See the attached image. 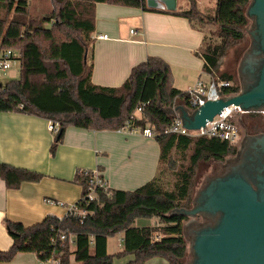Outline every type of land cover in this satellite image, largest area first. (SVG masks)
<instances>
[{
	"label": "trees",
	"instance_id": "1",
	"mask_svg": "<svg viewBox=\"0 0 264 264\" xmlns=\"http://www.w3.org/2000/svg\"><path fill=\"white\" fill-rule=\"evenodd\" d=\"M188 1L187 10L161 11L149 8L146 0H0V51L14 49L21 53L19 77L1 84L0 112H20L59 124L52 155L69 127L118 131L129 120L136 128H150L160 147L156 176L135 191L99 189L98 199L89 204L83 199L89 176L78 172L75 181L83 193L76 205L89 212L83 222L74 217H47L26 227L7 221L13 245L7 252L0 251V264L12 261L18 253H35L41 261L47 260L52 253L51 239L58 230L76 236L75 250L70 246L64 249L62 264H71L72 257L78 264H114L115 259L129 255L134 260L127 264H146L153 258L183 264L187 253L183 228L186 217L174 211L191 207L200 163L224 160L234 146L216 138L166 133L176 119L168 110L177 100L191 109L190 94L173 87L171 68L160 58L149 57L134 67L121 87L94 85L92 35L99 3L185 18L192 29L204 34L195 53L204 60L203 72L215 81L231 83L220 91L221 96L238 93L240 87L233 74L222 68L231 51L246 39L250 22L246 9L251 0H217L215 8L207 13L200 10L196 0ZM141 106L140 116L132 119ZM0 177L10 189L43 178L4 164ZM152 218L159 219L160 226L135 225L140 219ZM121 232L125 234L124 250L108 254V239Z\"/></svg>",
	"mask_w": 264,
	"mask_h": 264
},
{
	"label": "crops",
	"instance_id": "2",
	"mask_svg": "<svg viewBox=\"0 0 264 264\" xmlns=\"http://www.w3.org/2000/svg\"><path fill=\"white\" fill-rule=\"evenodd\" d=\"M202 12L215 8L217 0H196ZM207 5V6H206ZM177 7L189 8L188 0H177ZM134 31V33H132ZM107 35V39L102 37ZM94 39V69L92 83L105 88L121 87L134 67L157 57L169 64L174 88L189 92L199 81L208 83L211 77L203 72L204 60L195 53L204 34L192 29L190 22L171 14L145 12L140 8L105 3L96 5ZM168 114L184 106L177 100ZM179 103H182L179 105ZM140 115H138L139 117ZM45 118L20 112H0V166L29 170L41 174L39 182H25L10 189L0 177V251L13 245L6 222L29 227L47 217L63 218L67 208L82 198L83 188L75 181L82 170L101 172L108 189L135 191L150 182L158 172L160 147L155 139L141 133L91 131L75 127L66 130L56 154L51 147L56 135ZM155 140V141H154ZM61 204L65 205L62 206ZM137 227H158L159 219H140ZM123 232L108 239L107 252L115 255L124 250ZM75 250V246H72ZM122 260V261H121ZM117 264H127L133 255ZM1 264H40L35 253H18ZM71 264H78L71 258ZM115 264V262H114ZM146 264H169L153 258Z\"/></svg>",
	"mask_w": 264,
	"mask_h": 264
},
{
	"label": "water",
	"instance_id": "3",
	"mask_svg": "<svg viewBox=\"0 0 264 264\" xmlns=\"http://www.w3.org/2000/svg\"><path fill=\"white\" fill-rule=\"evenodd\" d=\"M167 11L177 10V0H164ZM147 6L158 9L155 0ZM247 15L255 17L264 26V0H252ZM253 27V25L251 26ZM264 104V78L252 91L209 100L190 112L184 106L176 107L184 128L199 130L225 110L239 108L251 112ZM259 193L241 177H229L210 191L206 204L198 208L204 212H222L221 223L201 232L191 247L193 264H264V185ZM196 209H178L174 214L190 215ZM185 236L190 237L185 231ZM191 264V263H190Z\"/></svg>",
	"mask_w": 264,
	"mask_h": 264
},
{
	"label": "flooded vegetation",
	"instance_id": "4",
	"mask_svg": "<svg viewBox=\"0 0 264 264\" xmlns=\"http://www.w3.org/2000/svg\"><path fill=\"white\" fill-rule=\"evenodd\" d=\"M246 16L253 23V29L246 30L249 44L245 52L236 51L237 67L234 78L240 91L232 95H239L256 89L264 78V26L257 23L255 17ZM240 119L235 122L239 129V139L233 144L234 151L224 160H214L215 167L211 175L205 178L203 187L192 197L189 210L196 209L194 214L182 215L186 217L184 233L187 231L190 237V245L194 244L196 237L208 229L216 228L222 221V212H202L198 208L203 207L210 197V191L219 181L229 177H241L246 179L259 193L264 185V104L251 112H237ZM237 116V115H236ZM187 209V208H186ZM187 209V210H188ZM187 222V224H186ZM195 255L193 253V264Z\"/></svg>",
	"mask_w": 264,
	"mask_h": 264
},
{
	"label": "built area",
	"instance_id": "5",
	"mask_svg": "<svg viewBox=\"0 0 264 264\" xmlns=\"http://www.w3.org/2000/svg\"><path fill=\"white\" fill-rule=\"evenodd\" d=\"M148 1V0H146ZM158 3V9L161 11H167V7L163 3L164 0H155ZM134 33V31H132ZM102 39H107L108 36L104 35L99 37ZM21 57V53L18 50L14 49H6L0 51V88H1V79L3 75H5L9 70L12 69L13 63L19 61ZM231 86L230 82L226 81H215L211 78L208 83H204L203 81H199L196 87L189 91L190 94L189 98V105L190 108L195 110L200 106L204 105L209 100H218L221 97L220 91L222 89L228 88ZM145 106V105H144ZM144 106L139 107L135 113L133 114V118L138 117L142 113V108ZM237 112H241L239 108H232L229 110H225L220 115L216 116L213 121L208 122L205 127L200 128L199 130H188L184 128L182 120L177 117L174 123L170 126V128L166 131L169 134H176V135H183L192 138L198 137H207V138H216L221 141L229 142L232 145L235 144L239 139V129L235 122V116ZM133 120H129L126 122L125 126H123L118 131L125 134H133V133H141L146 138H155V133L150 129H139L134 127L132 122ZM49 129L55 135L59 132V124H55L50 122ZM79 174L88 175V187H87V194L83 197V199L87 203H91L98 199L97 191L99 189L108 190L107 183L101 172L96 170H82L79 171ZM62 206H65L61 204ZM89 215V212L83 209H79L77 205H71L67 208V213L63 218H59L63 220L68 217H74L80 219L81 222L86 219ZM63 231L58 230L56 235L51 239V246H52V253L50 257L45 260L41 261L40 264H62V259L64 257V249L67 246L76 245V236ZM160 237H158L159 239Z\"/></svg>",
	"mask_w": 264,
	"mask_h": 264
},
{
	"label": "rangeland",
	"instance_id": "6",
	"mask_svg": "<svg viewBox=\"0 0 264 264\" xmlns=\"http://www.w3.org/2000/svg\"><path fill=\"white\" fill-rule=\"evenodd\" d=\"M32 4L34 5L33 1H32ZM38 5L39 4L36 3L34 5V7L36 8V6L38 7ZM41 8H40V10H41ZM212 10H213V8L210 9V11H212ZM252 25H253V23L250 21L249 25H248L249 30L253 29L251 27ZM246 32H247V36H246L245 41L240 46L233 49L231 51V53L229 54V56L227 57L225 64L222 68L223 72L228 73V74H233V76H234V72L236 71L235 68L237 67L236 51H239V53H240V52H242V50H244V52H245L246 46L249 44V42L246 43V41L249 39L248 31H246ZM19 71H20V63H19V61H16L13 63L12 69L9 70L5 75H3L2 79H1V84L5 85L8 82H10L11 80L17 79L20 75ZM181 104L182 103H179V105H181ZM170 115H176V112L173 111L172 113H170ZM236 115L237 116H235V119L236 120L240 119V115L237 113H236ZM152 139H155V138H152ZM215 162L216 161H214L213 159H208V160H204L200 163L198 170H197L196 178L194 181V193H193V195H195V193L198 192L203 187L205 178L208 177L209 175H211V173L213 172V169L215 167ZM186 224H187V222H186ZM184 236H185V233H184ZM185 240L187 243V253L183 259V264H190L193 260V255L191 254L190 240L186 236H185ZM125 257H127V256H125ZM125 257H123V258H125ZM121 259L122 258L115 259V261H114L115 264H117V262ZM161 259H164V258H161Z\"/></svg>",
	"mask_w": 264,
	"mask_h": 264
}]
</instances>
